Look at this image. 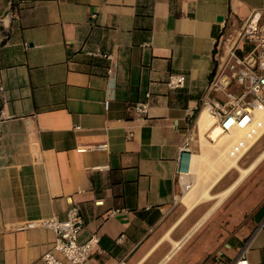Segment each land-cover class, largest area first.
<instances>
[{
  "label": "crops",
  "instance_id": "0c3cea01",
  "mask_svg": "<svg viewBox=\"0 0 264 264\" xmlns=\"http://www.w3.org/2000/svg\"><path fill=\"white\" fill-rule=\"evenodd\" d=\"M258 11L264 0H0V263L45 264L54 232L18 228L76 207L78 242L99 238L84 264H264V159L191 207L197 177L182 193L177 175L221 42Z\"/></svg>",
  "mask_w": 264,
  "mask_h": 264
},
{
  "label": "built area",
  "instance_id": "2783aa9c",
  "mask_svg": "<svg viewBox=\"0 0 264 264\" xmlns=\"http://www.w3.org/2000/svg\"><path fill=\"white\" fill-rule=\"evenodd\" d=\"M94 17V16H93ZM226 28V26H224ZM222 53L219 54L215 71L209 81L197 118L205 112L213 124L206 132L205 139L212 141L214 132L232 135L235 131L249 129L256 121L258 114L264 111V11L252 12L234 35L225 36L221 42ZM109 58V56H104ZM111 74V70H108ZM170 90L181 89L184 78L170 74L166 81ZM2 91V89H0ZM108 101L105 102L107 107ZM147 101L137 103L134 110L141 115L147 114ZM189 118H195L194 110H187ZM196 121L192 129L196 130ZM262 134L260 135V137ZM258 137L257 139H259ZM241 138L235 148L246 153L251 135ZM198 141V132L192 131L179 147L178 182L182 193L193 185L191 162L193 149ZM106 145L97 149H105ZM84 152L85 149L80 150ZM45 228L52 230L56 236L50 251L42 256L45 264H64L55 253L70 263L84 264L99 244V238L91 235L84 243L78 242V235L83 229V220L76 207H71L65 220L57 218L40 219L23 223L19 230ZM247 248L243 250V254ZM2 264V263H0ZM233 264H251L242 256Z\"/></svg>",
  "mask_w": 264,
  "mask_h": 264
},
{
  "label": "bare ground",
  "instance_id": "6f19581e",
  "mask_svg": "<svg viewBox=\"0 0 264 264\" xmlns=\"http://www.w3.org/2000/svg\"><path fill=\"white\" fill-rule=\"evenodd\" d=\"M213 120L203 112L196 121V131L198 132V141L200 145V153L192 157L191 164L194 165V169L190 172L194 173L197 177L196 185L191 190L193 192L198 185H203V190L200 193L199 199L194 202L191 200V192L188 196L183 198L185 203L191 207V204L195 206L202 200H210L212 196L209 194L211 187L230 169H237L240 172V177L236 183L244 179V177L260 162L264 159L263 152L253 161V163L247 169H241L237 163L241 157L243 150L236 149L235 144L240 141L241 138L246 139V136L251 135L248 140V146L255 145L257 138L261 134H264V111L258 114V117L253 125L246 130L235 131L232 135L222 134L220 132H214L212 135V141L206 142L204 134L212 126ZM252 145V146H253ZM250 151V150H249ZM246 155V154H245ZM210 156L215 158L214 161H210ZM204 167V169L202 168ZM228 173V172H227ZM233 187V186H232ZM230 189V188H229ZM230 190L222 194V197L226 196Z\"/></svg>",
  "mask_w": 264,
  "mask_h": 264
},
{
  "label": "rangeland",
  "instance_id": "374dc122",
  "mask_svg": "<svg viewBox=\"0 0 264 264\" xmlns=\"http://www.w3.org/2000/svg\"><path fill=\"white\" fill-rule=\"evenodd\" d=\"M205 135V134H204ZM263 135V134H262ZM204 138H205V136H204ZM260 139V138H259ZM258 139V140H259ZM257 140V141H258ZM205 141L206 142H210V141H207L206 139H205ZM257 141H256V143H257ZM198 143H199V141H198ZM264 146V139H263V141L260 143V145L258 146V149H261L262 147ZM264 150V149H263ZM262 150V151H263ZM261 151V152H262ZM200 153V145H199V152H198V154ZM256 154V152H253V153H251L250 155H248V157L244 160V162H245V164H247L251 159H252V157L254 156ZM242 156V155H241ZM215 160V158H213V156H210V161H214ZM242 160V159H241ZM237 163H238V165H239V163H240V159H238V161H237ZM239 167L240 168H242L240 165H239ZM203 169H204V167H202ZM192 169H194V165L192 164ZM205 170V169H204ZM195 181H196V176H195ZM259 195L261 196V195H263V198H261L258 202H263V200H264V190L260 193L259 192Z\"/></svg>",
  "mask_w": 264,
  "mask_h": 264
},
{
  "label": "water",
  "instance_id": "95a60500",
  "mask_svg": "<svg viewBox=\"0 0 264 264\" xmlns=\"http://www.w3.org/2000/svg\"><path fill=\"white\" fill-rule=\"evenodd\" d=\"M218 21H219V22H221V21H222V19H221V18H219V19H218Z\"/></svg>",
  "mask_w": 264,
  "mask_h": 264
}]
</instances>
